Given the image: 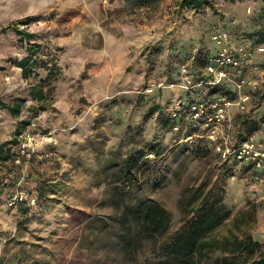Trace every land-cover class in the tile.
Here are the masks:
<instances>
[{"label":"rangeland","instance_id":"1","mask_svg":"<svg viewBox=\"0 0 264 264\" xmlns=\"http://www.w3.org/2000/svg\"><path fill=\"white\" fill-rule=\"evenodd\" d=\"M177 1L98 0L100 10L90 0H0V100H24L18 120L33 116L27 108L36 102L21 69L5 61L22 58L24 46L1 28L32 17L20 29L61 68L51 83L53 104L30 118L12 160L0 162V264H131L114 230L86 221L112 225L122 194H113L109 169L148 144L160 153L147 155L151 169L133 192L170 211L168 232L209 195L230 213L211 237L248 233L264 245V178L225 153L247 134L245 120L261 122L248 137L264 146V52L255 42L264 33V0H213L214 8L200 11ZM218 34L227 39L218 42ZM221 52L239 64L213 67L243 82L240 90L208 71ZM197 104L200 116L192 110ZM154 105L161 109L147 117ZM16 120L0 108V141L11 139ZM150 249L142 245L139 262L152 257Z\"/></svg>","mask_w":264,"mask_h":264},{"label":"trees","instance_id":"2","mask_svg":"<svg viewBox=\"0 0 264 264\" xmlns=\"http://www.w3.org/2000/svg\"><path fill=\"white\" fill-rule=\"evenodd\" d=\"M177 2L180 8L194 11L215 6L213 0H178ZM261 15L264 17V9ZM32 20V17H25L3 26L1 30L13 32L18 38V44L24 46L25 55L22 58H7L5 61L21 69V76L29 85L27 94L36 102L35 105L28 107L27 111H32L34 115L31 117H36L39 112L49 109L53 104L51 83L60 78L61 68L55 54L48 55L47 59L44 58L42 45L34 41L33 33L20 29L19 26H28ZM255 42L257 45L263 44L264 33H258ZM3 68L0 65V70ZM38 69L45 72L43 77L39 75ZM0 108L6 110L10 117L17 119L11 139L0 141V162H4L12 160L14 155L12 146L18 143V136L31 123V117L18 120L24 109V100L21 98H16L10 103L0 100ZM160 109L159 105L152 106L147 117L158 113ZM242 124L247 125V134L236 143L230 141V148L240 145L248 135L261 126L259 121L248 123L245 120ZM195 151L196 155L198 152H201L200 155L205 154L204 149L196 148ZM159 153L157 145L148 144L124 156L116 165V169L110 168L113 194L116 197L118 195V198L122 194L120 201L114 203L117 208L114 210L115 220L112 225L110 222L92 217L86 222L91 227L100 226L101 232L111 233L114 230L115 233H112L116 236V244L120 249H126L131 253V264H264V245L256 241L251 234L235 235L231 239L222 240L211 237L213 230L230 215L229 208L222 198L214 201H210L209 195L198 198L190 214L181 216L179 226L168 232L170 211L160 202L139 197L133 192L135 186L139 190L142 189L139 182L151 169V160L147 155ZM42 196L43 193L39 191V198ZM23 214H26V211ZM144 243L150 245V252L153 255L139 262L138 251ZM215 252H219V255L210 259V255Z\"/></svg>","mask_w":264,"mask_h":264},{"label":"built area","instance_id":"3","mask_svg":"<svg viewBox=\"0 0 264 264\" xmlns=\"http://www.w3.org/2000/svg\"><path fill=\"white\" fill-rule=\"evenodd\" d=\"M215 40L217 39L218 42H221L222 40H226V34H218L214 35L213 37ZM221 38V39H219ZM258 51L264 52V43L258 44L257 48ZM250 54V53H249ZM214 61L219 62L220 64H223L225 62L233 63L234 65L239 64V60L235 57L229 56L227 53L221 52L219 54V57L213 58L210 61V64L208 65L207 69L209 72L213 73L215 76L216 82H219L220 80H228L235 84L237 89H241L243 86V82L236 81L235 79H232L228 72H226L222 68H216L214 69L213 64ZM257 69V68H255ZM260 72L262 75H264V67L260 69ZM261 81H264V78H261ZM192 110L194 112V116H200L204 113L203 105L197 104L192 107ZM221 111H217L215 118L217 121H219L221 118H223V114L220 113ZM226 154L232 155L233 159L238 161L239 163H244L250 165L253 169L259 171L261 175V180L264 178V146L262 142L257 140L254 136L248 137L246 140H244L240 145L230 148L227 147L225 149ZM263 181V180H262Z\"/></svg>","mask_w":264,"mask_h":264},{"label":"crops","instance_id":"4","mask_svg":"<svg viewBox=\"0 0 264 264\" xmlns=\"http://www.w3.org/2000/svg\"><path fill=\"white\" fill-rule=\"evenodd\" d=\"M92 3H93V4H92ZM89 4H92V5H93L92 8H94V7H98L100 10H104V9H105L104 6H102V5L99 6V2H98V0H90ZM90 6H91V5H90ZM93 17H94L95 19H96V18L98 19L99 16L96 17V15H94ZM99 19H100V18H99ZM97 22H98V21H97ZM5 132H6V130H4V129L1 130V132H0V138H2V137L5 136V135H4Z\"/></svg>","mask_w":264,"mask_h":264}]
</instances>
